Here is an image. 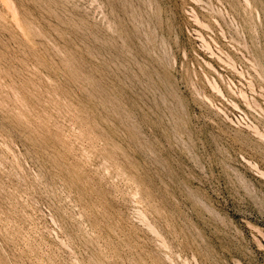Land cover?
Masks as SVG:
<instances>
[{"label": "rangeland", "instance_id": "1", "mask_svg": "<svg viewBox=\"0 0 264 264\" xmlns=\"http://www.w3.org/2000/svg\"><path fill=\"white\" fill-rule=\"evenodd\" d=\"M0 264H264V0H0Z\"/></svg>", "mask_w": 264, "mask_h": 264}]
</instances>
